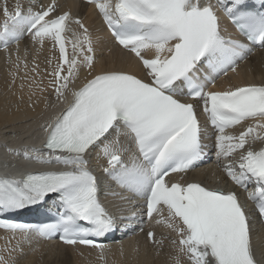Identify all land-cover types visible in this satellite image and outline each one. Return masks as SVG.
<instances>
[{"label": "snow or ice", "instance_id": "6c2138e0", "mask_svg": "<svg viewBox=\"0 0 264 264\" xmlns=\"http://www.w3.org/2000/svg\"><path fill=\"white\" fill-rule=\"evenodd\" d=\"M85 2L98 9L115 45L135 58L143 76L118 67L97 70L104 53L98 54L83 20L70 9L61 11L57 0L17 2L12 11L5 2L3 50L28 36L41 48L48 41L54 53L47 61V86L33 78L29 99L38 89L48 93L46 110L67 106L41 124L43 149H7L48 170L0 177V230L26 241L58 238L103 252L106 245L94 238L113 233L117 223L101 201L102 184L92 170V160H104L101 170L120 190L112 195L143 201L141 221L146 216L174 234L156 240L148 232L161 247L169 240L174 264H182L181 257L187 264H264V247L258 256L253 220L236 191L166 181L202 161L204 141L211 139L218 167L247 192L264 223V83L212 90L221 76L264 50V0ZM221 13L242 39L225 35ZM50 199L60 209L53 221L13 218ZM136 218L134 212L129 219Z\"/></svg>", "mask_w": 264, "mask_h": 264}, {"label": "bare ground", "instance_id": "6f19581e", "mask_svg": "<svg viewBox=\"0 0 264 264\" xmlns=\"http://www.w3.org/2000/svg\"><path fill=\"white\" fill-rule=\"evenodd\" d=\"M5 2L9 10L12 11L17 2L27 6L28 0H0V24L4 20L2 9ZM48 2L50 1L35 0L36 4ZM57 2L61 6V11L71 9L83 18L85 25L92 33L98 54L101 51L104 53L105 58L101 65L97 66V70L101 66L118 67L143 75L137 61L128 53L114 46V42L101 24V15L96 12L95 6L82 4L76 0H57ZM76 30L79 31L77 28ZM109 48H111L110 53ZM52 55L54 53L51 51V45L48 41H45L41 48L39 45L33 44L28 36L21 38L18 44L12 42L6 51L0 47V142H2L0 145V168L5 170V174L12 171L11 164L19 167V163L24 161L20 157H13L7 151L8 148L24 149L18 147L17 143L13 142L10 137L16 138L25 134L29 126L43 124L41 114L54 112L62 106L57 105L55 108L46 110L45 97L48 96V93L41 95L38 89L37 95L29 99V85L33 78L37 81L43 79V86H47V61ZM18 57L19 68L16 66ZM25 63H27V70L24 67ZM37 65L36 72H33L32 68ZM240 66L242 73L239 79L236 78L234 83L228 84L229 86L264 83V51H256ZM21 85L24 87L22 88ZM228 85L221 88L225 89ZM197 106L199 105L197 104ZM212 143H214L213 140ZM208 149L211 150L212 146ZM92 162L94 166L106 163L104 160H92ZM189 178L191 181L200 182L202 185H228V180L218 167L216 159L211 164L193 172ZM137 202L140 203V201ZM126 203L128 202L117 198L112 202V206L118 209ZM256 232L258 240L255 245L259 256L262 247H264V229L257 226ZM164 236H174V234L157 226L156 240ZM175 255L176 252L167 239L161 247L156 244H149L146 237H132L114 246L106 247L101 252L99 249L63 247L52 242H39L34 240L32 236L26 241L21 234L13 235L0 231V257L4 258V264H174L173 257ZM40 258L42 260H39ZM181 261L182 264H187L186 258L181 257Z\"/></svg>", "mask_w": 264, "mask_h": 264}, {"label": "rangeland", "instance_id": "374dc122", "mask_svg": "<svg viewBox=\"0 0 264 264\" xmlns=\"http://www.w3.org/2000/svg\"><path fill=\"white\" fill-rule=\"evenodd\" d=\"M39 260H42V259L40 258ZM12 264H14V263H12Z\"/></svg>", "mask_w": 264, "mask_h": 264}]
</instances>
